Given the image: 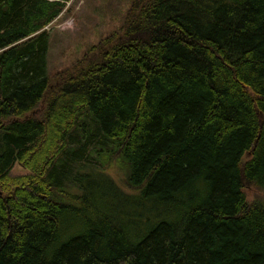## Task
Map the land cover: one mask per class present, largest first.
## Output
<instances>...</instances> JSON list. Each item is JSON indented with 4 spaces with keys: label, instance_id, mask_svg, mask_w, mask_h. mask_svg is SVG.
<instances>
[{
    "label": "trees",
    "instance_id": "obj_1",
    "mask_svg": "<svg viewBox=\"0 0 264 264\" xmlns=\"http://www.w3.org/2000/svg\"><path fill=\"white\" fill-rule=\"evenodd\" d=\"M70 1L0 0V264H264V0H132L52 79Z\"/></svg>",
    "mask_w": 264,
    "mask_h": 264
},
{
    "label": "rangeland",
    "instance_id": "obj_2",
    "mask_svg": "<svg viewBox=\"0 0 264 264\" xmlns=\"http://www.w3.org/2000/svg\"><path fill=\"white\" fill-rule=\"evenodd\" d=\"M132 0H71L65 11L46 29L49 32L48 72L56 73L72 66L102 39L120 30ZM38 109L34 115H41ZM247 154L245 160L249 159ZM77 169H79L77 167ZM83 172H89L83 168ZM125 190L123 172L112 166L108 171ZM27 173L18 163L12 174ZM76 173V170L74 171ZM249 201L264 202V192L256 187L246 188Z\"/></svg>",
    "mask_w": 264,
    "mask_h": 264
}]
</instances>
